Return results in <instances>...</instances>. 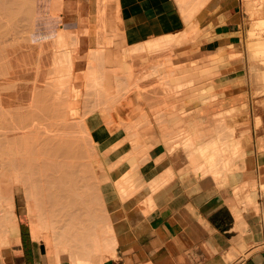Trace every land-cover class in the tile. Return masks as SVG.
<instances>
[{"label": "bare ground", "instance_id": "bare-ground-1", "mask_svg": "<svg viewBox=\"0 0 264 264\" xmlns=\"http://www.w3.org/2000/svg\"><path fill=\"white\" fill-rule=\"evenodd\" d=\"M9 1V5L0 6V20L3 16H17L25 8V3H22V0ZM111 1L85 0L83 13L88 17L87 26L83 29L80 27L79 32L86 33L90 22L100 25L102 33L105 32L103 35H99L100 38H96L92 44L84 42V37L80 39L75 37V34L73 35L75 38H71L68 31L66 35L68 34L70 37H67L58 23H53L43 17H38L33 27L38 38L34 46L29 47L30 37L25 35L30 31L29 16L26 17V24L15 30L14 39L19 38L20 40L21 38L22 40L18 42V46L15 43L19 40H15V45L12 43L14 46H11V50L20 54L22 61H17L12 65L13 60H11L8 73H12V75L10 77L0 76V95H7L12 91V88L9 87L12 80H17V85L24 87L28 71L34 69L33 67L52 65L55 75L54 77H44L50 71L47 69L38 70L42 74L41 84L38 85L42 91H37L36 85L31 87L32 97L35 99H31L29 105L22 104L13 107L11 103H7L0 96V199L2 200L0 201V223L3 231L0 235V252L11 239L13 243L19 244V225L13 194L16 185L30 189L35 207L34 212L30 207L28 208L29 230L33 240L41 244L44 255L57 264H61L65 259H68L70 264H88V259L97 258L102 262L104 253L115 255L117 244L115 226L125 228V223L127 227L133 226L135 215L144 200L147 211L153 212L155 210L153 193L173 178V173L164 171L157 176L158 179H153L154 173L152 165H150L144 174L150 180L148 183L142 175L135 177L131 169H122L119 166H115V170L108 174V179L104 167H102L104 165L102 158L120 142L117 135L130 134L137 137L139 129L137 124L143 120L146 123L150 122L151 103L154 98H160V93H163H159V90L167 92L169 95L165 93L161 97L165 98L167 95L170 100L175 97L171 98L174 94L184 96L187 92L184 91V84L180 81L181 75H177L179 80H175L176 77L173 78L171 73L174 70L168 67L170 62H168L167 68L163 69L164 71L166 69L173 70L164 73L167 80L158 78L156 80L157 75L154 72L144 70L145 73H143L141 67L144 62L149 64L150 61L149 69L157 67L159 61L166 66V60L169 61V57L172 56L170 46L181 43V36H164L131 49H127L123 45L121 47V43L119 45L117 43L111 45L113 42L106 43L105 39L111 36L110 32L115 31L119 35L118 29L105 30L103 27L105 9L111 6ZM255 27L263 32L264 19L258 22ZM106 32L109 33L106 34ZM250 33L255 35L253 31ZM257 41L255 44H250L252 53L254 56L260 55L264 58V41L261 39ZM0 43L4 44L5 40H0ZM179 46L175 45V47ZM92 47L96 49L91 53H86V50ZM14 48L15 50H13ZM169 48L170 50H168ZM174 49L176 50V48ZM2 50L0 51V70L6 68L7 65V62H1L4 59ZM15 55L17 56L16 53ZM30 55L32 64L29 61ZM176 55L187 54L181 50ZM162 57L164 58L161 59ZM28 62L32 67H28L30 65ZM93 65L95 69L87 70ZM182 65L181 70H177L179 73L183 72L182 69L185 72L187 68ZM190 65L192 67L193 64ZM195 65L193 66L195 67ZM13 66L19 68L11 70ZM175 67L177 69L178 66ZM194 67H189L187 72L197 69ZM171 77L174 79L173 85L169 84V81L172 80ZM259 78L264 82V71L259 75ZM49 79L50 82L47 81ZM167 83L168 85H166ZM211 86L214 87V85L208 87ZM206 89H204L205 93ZM261 92H264V87ZM41 94L47 96V99L40 100ZM199 95L201 97L204 94ZM179 96L177 97L179 98ZM211 98L212 102L215 101L214 95ZM202 101L200 100V102ZM204 105L200 108L201 112L196 109L193 114L188 106L177 108L180 111L172 107L173 112L169 110L170 112L166 113L167 120L169 122L173 120L170 122L172 124L174 120L185 121L194 118L195 129L199 130V126L207 125L206 122H203L206 117L202 116L206 115L210 106ZM174 110H177L176 114ZM178 112L180 113L178 114ZM134 117L141 120L137 119L139 122L133 123ZM197 120H202V123ZM193 124L190 123L188 126H193ZM208 124L207 126L210 127V123ZM188 126H184L183 132L176 136L180 135L178 145L189 151L191 163L196 162L193 154H198L200 163L193 167L191 173L202 183H213L220 189L228 183L230 157L237 153L238 142L232 140L221 143V138H217L218 134H215L216 138L210 139L202 145L198 142L202 133H196L197 130L192 133L188 131L191 129ZM203 127L201 128L206 132L208 130L210 133L211 130L217 131L208 127L205 130ZM231 133L234 132L231 131ZM133 143L141 144V138L137 137L130 144ZM142 143L145 144V141ZM159 143H162L163 146L169 144L163 138ZM195 143H199V145L195 146ZM147 148L150 149V145ZM115 150H117V161L127 158L128 150L124 146ZM163 162L166 161L163 160ZM4 176H8V179L3 184ZM66 179H70V182L73 183V190L75 188L73 193L77 202L76 215L79 216V223L82 222L80 225L81 240L63 221L64 214L69 213L72 204L71 200H65L66 190L63 183L66 182ZM115 189L116 191L113 192ZM234 190L236 194L237 191ZM254 198L255 192L252 191L247 193L241 201L245 199L243 201L245 205L256 206ZM120 206L125 209L123 210ZM130 209V213H127L126 211ZM232 210L241 224L242 218L239 210L235 207ZM91 231L93 235L89 239L88 235ZM85 237H87L86 240H83ZM79 241L83 244V255H86L87 261L75 260L74 246Z\"/></svg>", "mask_w": 264, "mask_h": 264}, {"label": "crops", "instance_id": "crops-1", "mask_svg": "<svg viewBox=\"0 0 264 264\" xmlns=\"http://www.w3.org/2000/svg\"><path fill=\"white\" fill-rule=\"evenodd\" d=\"M118 1L120 22L110 18L109 23L119 31V35L110 32L111 41L119 36L121 47L128 49L179 35L186 29L177 0ZM185 5L199 8L193 24L199 31L196 40L200 47L194 56H214L238 43L240 0H189ZM237 77L232 72L221 81L222 88L216 93L221 101L217 104L240 109L246 103L252 105L239 93L228 94L236 90ZM256 116L263 121L259 128L254 125ZM248 120L239 136L250 139L242 146L243 159L238 170L229 174L228 185L219 189L193 177H174L153 193L155 210L151 214L137 215L131 227L115 226V255L102 264H264V112L250 114ZM169 167L154 170L153 179ZM235 188L241 189L237 195ZM252 191L256 206L244 205L245 199L241 200ZM233 207L240 212L241 224ZM30 235L19 226V244L13 243L10 250L1 249L0 264H57L44 255L41 244Z\"/></svg>", "mask_w": 264, "mask_h": 264}, {"label": "rangeland", "instance_id": "rangeland-1", "mask_svg": "<svg viewBox=\"0 0 264 264\" xmlns=\"http://www.w3.org/2000/svg\"><path fill=\"white\" fill-rule=\"evenodd\" d=\"M187 1L189 0H177L180 16L183 22H185L186 24L185 26L186 29L183 33L179 35H175V36H181L182 42L181 43L179 42L178 44L175 43L170 46L171 47L170 53L172 56L169 57L170 59L169 61L166 60L167 65L166 64H165L166 66L162 65L161 61H159V65L157 62L158 66L153 69L152 68L149 69L151 65V61L149 62L150 65L145 64V62L141 65L143 73H145L144 70H149L151 72H154L155 75H157L156 80L157 78L160 80H167V77L166 75H164V73H166L169 70L166 69V71H164L165 70L164 68L165 67L167 68L168 62H170L171 64L168 67H170L174 71L170 70L169 72L173 71L171 74L174 79L175 77L177 78L175 80H179L178 77L181 75L180 81L182 82V84H184L183 86L184 91H187V92L185 93L184 96L181 94V96L183 97L179 96L180 94L177 95L179 96V98L175 94L173 96L170 95L171 98H173L174 96L177 97V98L174 97L175 100L174 98L170 100L168 99L170 97L169 96L167 97V95H169L167 94V92H165L164 90L163 91L159 90V93L160 92H163V93H160V95L158 94L160 98L158 97L154 98L152 101L153 103H151L152 106L150 107V110H152V115L149 116V119H151L150 122L146 123L143 120V118H142L143 121L139 122L137 121L138 118L136 117L133 118L132 120L133 123L135 121H136L135 122L136 124L137 122H139L137 124L139 125L138 127L139 129L137 131V135H138L137 137L141 138V144L133 143L131 145L130 143H132V140H135L137 137L132 136L130 134H119L116 136L118 140H120V142L115 148L107 152L106 156L102 158L104 160V165L102 167H104V172L107 174V178H108V174H110L111 172L115 170V166H119L122 169H125V168L131 169L135 177L137 176L140 177L142 175L143 179L147 181L148 183L150 180L147 177H145L144 174L148 171L150 165H152L153 173H155L154 170H158L159 168L161 169L164 166L169 165L170 167L166 169L165 171H170L171 173H173V176H172L173 178L176 176H179L180 179L182 180L187 179L189 177L196 178L191 172H193V167L197 166L200 163L198 154L197 153L193 154L196 162L191 163L189 151L187 149L181 148L178 145L180 135L179 137L176 136L180 134L181 132H183L184 126L186 127V125L188 126V124L190 123L193 124L195 120L194 118H191L185 121L184 120L183 121L174 120L172 124H170V122H172L173 120H171L170 122L169 120H167L168 112H170L171 110L173 112V108L181 109L182 106L190 107L191 114H193L196 109H198L201 112L200 108H202L204 104H205L204 106H207V107L210 106L206 112V115L202 116V117H206V119L203 122L204 123L206 122L205 124L207 125H209L208 123H210V127H208L207 125H205L204 127H205V130L208 127L209 129H216L217 131L211 130V133H210L209 132L210 130H208L209 132L208 133L204 131V129L201 128L203 126H199L201 129L198 127L200 130L199 131L197 128L195 129V126H194L195 122L193 124L194 128L192 125H191L192 127L189 125L191 129H189L188 131L192 132V131L197 130L196 133L197 132L202 133V135L198 138V140L200 139L198 141L200 144L204 145L208 140L216 138L217 134H218L217 138H221V143L231 142L232 140L238 142L237 147H236L237 153L233 155L232 157H230L231 165H230V168L228 169L229 170L228 176L230 173L238 170V164L243 159L242 146L244 142L250 139V136H247V137L239 136L243 134L241 132V128L246 127L249 124L248 119H249L250 114L251 116H253L254 114L257 115L259 112H262V111L264 112V92H261L262 88L264 87V82L259 78V75L264 71V58L260 55L254 56V54L252 53L253 50H251L250 48L251 47L250 44H255V42L257 43L258 42L257 40L261 39L262 41H264V31L262 32V30L260 29L258 30L255 27L258 22L264 19V0H240L242 23L240 25V33L238 34L239 35L238 43L234 45V47L233 46L224 47L223 49H220L218 51L217 55L209 56V57H199V56L193 55L195 54L194 52L198 50V48L200 47V43L197 42L196 40L197 36L199 35V31L197 27L195 26V24H193L194 17L199 12V8L198 7L188 8L185 5ZM9 2H10L9 0H0V6L6 5V4L9 5ZM21 2L25 3V8L24 10L21 11V14L17 16H6V17L3 16L2 19L0 20V35L4 36V38H1L0 36V40H5L4 44L1 45L0 43V47H1L0 49L1 50L3 49L2 52L4 53V59H2L1 62H7L6 68L0 70V76L10 77L12 75V73H8L10 71L11 60H13L12 65H14L17 61H22L21 59L22 56H20V54H18L17 52L12 51L11 46H14L15 44L16 46H18L17 45L18 42L22 40L21 38L20 40L19 38L14 39L13 36H14L15 30L22 28L21 26L22 25L24 26L26 24L27 16H29L30 18V21L28 22L30 24V31L27 32L25 35H28L30 37L29 47L34 46V44L38 41V38L35 32L33 31L34 24L36 23V20L38 17L40 18L43 17L45 19H48V21H52L53 23H58V25L60 26V28L62 29L65 35H66V32L68 31V34H71L70 35L71 38L73 37L74 39L75 37H77L80 39L81 37H84V42H88V43L90 42L91 44L95 42L96 38H100L99 35H103L105 33V32L102 33V27L100 25H96L93 22H90L89 26L87 27L86 33L82 34L81 32H79L78 29H80V27L83 29L85 26H87L86 23H87L88 17L87 15L83 13L84 7L86 4L85 0H22ZM118 3H119L118 0H112L111 6L106 7L105 9L104 26H103L105 30L106 29L116 30V27H114L115 24L109 23L110 18L112 19V22L114 21L116 23L117 21L118 23L120 22V11H119ZM202 3L203 2L198 4V6H200ZM256 8H259V9H256ZM254 23H255V26H254ZM252 31L253 33H255V35H251L250 32ZM108 33L109 32H106V34ZM68 34L66 35L67 37L69 36ZM74 34H75V37L73 36ZM117 37L118 36H114L113 37L114 40L111 41L110 36H108L106 37L105 42L106 43L113 42V44L111 45H115L114 43H117L119 45L120 38H117ZM115 39L117 42L115 41ZM15 40H19V41H16L15 43ZM12 43L13 44L15 43V44L12 45ZM175 45L179 47H175ZM134 47H137V46H134ZM134 47H131V48H134ZM131 48H128V49H131ZM174 48H176V50ZM177 48H179L180 50L179 49L177 50ZM95 49L96 48L92 47L86 50L87 52L86 51L85 52L91 53V51L92 50L94 51ZM13 50H15V48ZM168 50H170V48ZM181 50H183V52L186 53L187 55L177 56L176 53ZM24 51L25 50H23V52ZM34 51L37 52L36 50ZM13 52H15L17 56ZM163 58L164 57H162L161 59ZM29 61L30 63L33 62L31 55H30ZM194 63H197V64L195 65ZM31 64L28 65V67H32ZM181 64H183L182 67L185 66L184 68L186 67L187 68L185 69V72H184V69H182L183 72L180 71L181 73L180 74L178 71L181 70ZM190 64L195 65V67L193 65L191 67ZM176 65L178 66L177 69L175 67ZM188 65L190 68L194 67L197 69H192L187 72V70L190 69ZM36 67H33L34 69H29L28 71L29 73L26 79L24 80L25 81L24 87H19L17 85V80H12L9 83V87L12 88V91H10V93L7 95H0L1 99L5 100L7 103H11L13 107H17L18 105H22V104L29 105L31 99H35V97L34 98L32 97L31 87L33 85H36L37 87L36 90L42 91V89L38 87V85L41 84L40 80L42 78V74L38 70L47 69L50 71V73L48 75H44V77H48V76L54 77L55 75L53 72L52 65H47L44 67L40 66L37 68ZM17 68L19 67L13 66L11 70L17 69ZM92 69H95L94 65L93 67L87 70H92ZM232 72L236 76H238L236 78L237 88L236 90H232V92L228 94L239 93L245 102L250 101L252 102V105H249L246 103L245 105L241 106V109H240L238 107L236 108V107L226 105V104L218 105L216 103L217 101L218 102L221 101L220 100L221 96H217L216 94L222 88L221 81L223 79H226V76ZM173 78L172 80L169 81L170 85L174 84ZM47 81L50 82V79ZM209 84L214 85V87L212 86L208 87L210 86ZM166 85H168V83ZM205 87L209 88L208 89L209 91ZM204 89H206L208 92L206 91L205 93ZM165 93L167 94L166 97L165 98L161 97L162 94L165 95ZM199 94H204V95H201L200 97ZM213 95L215 96L214 98L215 101L213 100L212 102L211 96ZM204 97H206L205 99L207 101L205 99L203 100ZM46 99H47V96L41 94L40 100H46ZM199 99L203 101L200 102ZM177 110H174V112ZM179 113L180 112H178V114ZM239 114H243V116L237 117V115ZM239 118H242L243 121H239L238 120ZM138 120H141V119L139 118ZM197 121L202 123L201 122L202 120H197ZM177 123L178 124L181 123V124L178 126ZM173 124L175 126L177 125V127H174ZM262 124H263V121H261L259 116H256L254 120L255 127L259 128L262 126ZM170 126L173 128H171ZM231 131H233L234 133L232 134ZM162 138L166 139L169 142V144H167L166 146H163L162 143H159V141ZM142 141L143 142L145 141V144L142 143ZM152 143H154L153 146H151ZM199 143H195V146H198ZM149 145H150V149L147 148ZM123 146L125 147V149L128 150L126 154L127 158L123 159L122 161H117V150L115 149L122 148ZM156 150H159L158 151L159 154ZM154 152L155 153L157 152V153L154 154ZM160 157L162 158L159 159ZM163 160L166 162H163ZM159 161H162V162H159ZM156 178L158 179V177ZM7 179H8V176H4L3 184L7 182ZM70 181H71L70 179H66V182L63 183V186L66 190L65 200L72 201L71 210L69 211V213L66 212L64 214L63 221L66 223L67 226H69L72 229L74 234L76 233L75 235H77V237H79L80 239L82 238L81 237L82 235L80 232L81 230L80 225L82 224V222L79 223V220H78L79 216L76 215L77 214V211H76L77 202L74 196L75 194L73 193L75 188L73 190L72 188L73 183ZM235 189L237 191L236 193L237 195L241 189H238V188H235ZM115 191L116 189L113 192ZM13 194L15 198V212L18 218L19 226L23 228L25 232H28V234L30 235L31 234L29 231L30 218L28 215V212H29L28 208L30 207V209L33 210L32 212H34V207H35L32 201L33 198H32L30 189L23 187L21 185H16L14 188ZM0 201L2 200L0 199ZM120 208H122L123 210L125 209L123 206H120ZM130 211L131 209L127 210L126 212L130 213ZM151 213L152 212L147 211L146 201L144 200L143 204L140 206V209L135 215L134 223L136 221L137 215H140L141 217H146V215L151 214ZM125 228H128L126 226V223H125ZM2 232H3L2 226L0 223V235L2 234ZM92 235H93V232L91 231L88 235L89 239L92 237ZM87 237L83 238V240H86ZM12 244H13V240L11 239L9 244L3 247L2 249H7ZM10 249L11 247L9 248V250ZM74 249H75V260L87 261L86 255L85 254H84L85 256L83 255V250H84L83 244L80 241L74 246ZM9 250H7V252ZM109 256H111L109 253H104L102 262L98 260L97 258L88 259L89 261L88 264H102L106 260V258ZM62 263L70 264L68 259L62 260Z\"/></svg>", "mask_w": 264, "mask_h": 264}]
</instances>
